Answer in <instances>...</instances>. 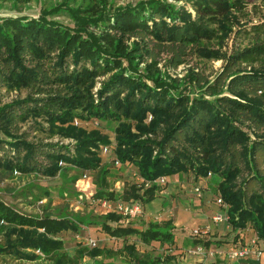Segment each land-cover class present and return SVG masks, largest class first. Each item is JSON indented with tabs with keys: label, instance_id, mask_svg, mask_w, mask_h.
<instances>
[{
	"label": "trees",
	"instance_id": "16d2710c",
	"mask_svg": "<svg viewBox=\"0 0 264 264\" xmlns=\"http://www.w3.org/2000/svg\"><path fill=\"white\" fill-rule=\"evenodd\" d=\"M81 2L51 4L38 18H0V169L11 177H55L62 164L98 171L95 197L144 205L166 188L155 183L162 177L217 176L234 233L225 243H244L247 230L264 241V18L254 24L250 11L264 0H141L124 7L92 0L86 9ZM62 14L73 26L55 20ZM230 36L236 41L224 52ZM218 61L219 70L208 67ZM14 91L27 96L5 102ZM32 119L35 133L75 143L29 141L22 125ZM95 121L117 124L115 160L134 164L151 186L107 191L101 153L112 142L84 128ZM105 216L116 225L106 221L102 232L122 241L117 252L126 260L118 264H176L171 253H140L153 243L175 249L170 220L140 230ZM79 230L71 219L28 216L0 199L2 258L77 264L115 255L80 247L69 256L60 237Z\"/></svg>",
	"mask_w": 264,
	"mask_h": 264
},
{
	"label": "rangeland",
	"instance_id": "374dc122",
	"mask_svg": "<svg viewBox=\"0 0 264 264\" xmlns=\"http://www.w3.org/2000/svg\"><path fill=\"white\" fill-rule=\"evenodd\" d=\"M62 0H0V18H9V17H22V16H28L30 18H38L40 12L43 9H46L51 4L60 3ZM84 5L82 9H86V6L92 3V0H81ZM141 0H111V3L114 5V7H124L128 4L136 5ZM78 5V4H76ZM256 7L254 10L253 7H251V13L253 14L252 20L253 23H258L261 19L264 18V5L261 3V6ZM55 20L63 22L65 25H71L73 26V22L71 19L66 16L65 14H62L55 18ZM232 35V34H231ZM236 41L233 36H230V38L226 41L224 45V52L229 51L234 43ZM223 65L222 61H218L215 63H209L208 67L212 68L213 70H219ZM144 67V66H142ZM162 67V65H161ZM179 76L183 78L187 75V69L184 67H181L178 72ZM210 72L208 71L207 74ZM3 93H5V90H3ZM26 92H11L10 94H6L5 96V102H10L13 99L17 97H21L22 99L25 98ZM35 121L28 120V122L24 123L22 125V132H29L30 137L29 141H33L35 143H43V144H60V145H69L74 144L75 141L73 139H65L61 140L59 137H54L52 139L46 138V135L43 134H37L34 132V125ZM117 127L116 123H107V122H90L84 124V128L88 130H97L100 131L102 134L109 135L110 140L112 142L111 144V150H114L115 148V128ZM243 130L245 133H247L250 138L254 137V134L251 132L250 128L245 125L243 126ZM109 152H102L101 158L103 160L102 167L105 169L107 174V180H108V188L107 191L109 193H121L124 187L130 184H138V176L139 172L137 167L132 163H125L120 165L116 164V157L113 151ZM63 167H65V170L62 174H58L55 177H47L44 175H31V176H21L18 173H15L13 177L10 176V174L7 171H4L0 169V199L4 201L6 204L17 210L18 212L28 215V216H34V217H43L46 214L51 215L54 218H68L75 222V224L78 225L80 228L78 233H72L67 232L63 233L60 237L65 242V251L67 254L71 257L76 256V252L80 247H85L87 249H93L86 245L87 241L90 239H94L97 242L98 249L103 250L104 252L107 251H113L115 255L111 258H108L106 260L105 256L98 257L96 259L85 257L83 260H80L77 264H100L101 262L106 263H121L122 261L126 260V256L121 253L117 252L118 247L117 243L118 241L116 239H111L107 235H105L102 232V223L108 222V224L116 225L112 222H110L107 217L98 210L96 206L92 204L94 199H97L95 197V194L97 191L100 190L99 183L102 179L101 173L98 171H78L74 167L67 166L66 164H62ZM180 178L176 181H182L183 175H178ZM84 177L88 178L90 188L87 191H83L81 188V184H78V181L80 179H83ZM141 177V176H140ZM168 178L170 177H162ZM202 180L199 181L195 180L192 182L194 189L200 188L201 190V197H198L195 195V198H200V202L202 205L205 206L206 199H212L214 203H216V199L221 196V190L220 186L222 184V179L217 176H209L207 178H200ZM203 181V182H202ZM202 182V184H200ZM139 185H144L143 183H139ZM150 185H152L150 183ZM201 185V186H200ZM146 187V186H145ZM173 188V183H167L166 188H162V191H165L167 188ZM206 187H212V192L210 190H207ZM168 190V189H167ZM180 188H176L175 192L169 196H167V199H170L172 201L177 200L176 203H178V199L180 198ZM178 191V192H177ZM209 192V194H207ZM162 197H157L155 202L156 204L161 203ZM206 198V199H205ZM171 201V202H172ZM192 208V206H191ZM213 208H216L215 205L212 206V208L206 212L205 217H212L214 216V210ZM220 211V209H219ZM218 211V212H219ZM156 216L161 215L163 218L165 217L163 213L157 212L155 214ZM213 215V216H212ZM156 216H153L154 218ZM152 219H148L150 221L145 220L144 218L136 219L135 221L127 224L123 222H119L118 224L124 225V226H143L144 228L147 227L148 223L156 222ZM211 222V220H210ZM184 228L189 227L193 230L195 228L193 225V222H187L182 225ZM222 227L224 225H221ZM202 228V227H199ZM192 230L184 231L183 229H180V232L175 233L174 230L172 234H176V237L178 238V241L181 239H190V234ZM232 230V228H230ZM251 231V230H250ZM246 231L245 234V242H247L249 239L253 238L254 233ZM188 233V234H187ZM234 234V233H233ZM232 233H230L228 236H221L223 240L217 242L219 247L225 246L227 243H225L226 240H231V237H233ZM249 234V235H247ZM219 235L215 236L214 234H211L210 239L214 237H218ZM175 237V236H174ZM255 237V236H254ZM0 241H2V236L0 235ZM223 241V242H222ZM129 242H132L130 240ZM189 242V240H187ZM242 244V243H241ZM156 247L154 248H142L140 250V253H149L153 256H161L166 255L168 251L164 250L159 244H155ZM188 246V245H187ZM187 254H191L189 251ZM264 263V259L262 260ZM0 264H49L47 261H41V262H20L15 261L10 258H2L0 257Z\"/></svg>",
	"mask_w": 264,
	"mask_h": 264
},
{
	"label": "crops",
	"instance_id": "0c3cea01",
	"mask_svg": "<svg viewBox=\"0 0 264 264\" xmlns=\"http://www.w3.org/2000/svg\"><path fill=\"white\" fill-rule=\"evenodd\" d=\"M178 177L179 176H173V177L168 178L167 183L171 184L174 182V187L172 189L168 187L167 188L168 190L166 189L165 191H162L159 194L160 197H162V199L160 198L161 199L160 204L154 203L156 200L155 199L154 202L145 206L146 216L144 217V219L147 221H150L148 219H152L153 216H156L155 214L157 212H161L165 216L162 219V221L170 220L173 223V225L175 226V229H174L175 233L180 232V229H183L184 231L192 230L189 227L184 228L182 226L184 223H187L190 221L193 222V225H196V226H194L195 228L204 227V226L208 225L210 223L211 217H205L206 212H208L212 208V206L215 205L216 208H213V210L215 209L213 215H215L219 211V207L216 205V203H214V201L212 199H206L205 198L206 204L204 206L201 204L200 198L199 199L195 198L196 194H195V189L192 185L193 184L192 182H194L195 180H198V179L200 181L202 179H200V178L197 179L190 173L187 175H183L182 181H176V180L180 179ZM202 182H200V184H202ZM178 187L180 188V190H179L180 198L178 199V203H176L177 200L172 201L170 199H167V196H169L170 193L172 195L175 192V189ZM206 188H207V190H210V192H212V189H213L212 187H206ZM207 194H209V192H207ZM191 206H192V208H191ZM135 228L140 229V230L144 229L143 226H135ZM195 228H193V229H195ZM230 228L231 227H227V226L213 227L212 234H214L215 236H217V235H219V236L212 238L210 241H207V242H210V245L205 246V247L211 251L215 250V249L223 248L222 246L219 247L218 246L219 244L217 242H219L221 240L224 241V239H222L221 236L229 235L232 231V230H230ZM175 233H174L175 249L173 251L169 250L168 253H171L175 257L176 264H201V260L197 256H195L193 254H190V255L187 254L188 251L191 252L193 249H195L198 246L199 242L196 241L195 239H193L191 236H190V239H181L180 241H178V238L176 237ZM252 234H253V232H252ZM247 235H249V234H247ZM111 239H114V238H111ZM131 240H132L131 243H135V241L133 239H131ZM187 240H189V242H187ZM117 241H118V243L116 245L118 247L119 243H122V241L121 240L120 241L117 240ZM203 243H205V242H202V244ZM155 244H159V243H153L149 247L154 248V247H156ZM149 247H147V248H149ZM167 248H168V246H167ZM204 264H244V262L230 263L229 261L217 256V257L209 258ZM248 264H253V263H248ZM261 264H264V263L262 262Z\"/></svg>",
	"mask_w": 264,
	"mask_h": 264
},
{
	"label": "built area",
	"instance_id": "2783aa9c",
	"mask_svg": "<svg viewBox=\"0 0 264 264\" xmlns=\"http://www.w3.org/2000/svg\"><path fill=\"white\" fill-rule=\"evenodd\" d=\"M75 124L78 125V123ZM111 148L112 147H102V151L109 152ZM116 164L120 165V162L116 161ZM138 181L139 183H143L146 187L151 186L150 183L145 182L140 176H138ZM155 183L158 185H167V180L166 178H160ZM78 184H81L83 191H87L90 188L87 177L80 179ZM195 194L201 197L202 193L200 188H195ZM92 204L98 208L101 214H115L120 217L121 222L127 224L146 216V205L140 200L128 202L122 199L111 200L108 198H97L93 200ZM216 205L219 207L220 211L212 217L211 222L202 228L198 227L191 231V237L198 241L199 244L190 253L197 256L201 260V264H204L209 258L217 256L230 263L244 262L261 264L264 259V241L259 240L256 235L242 244L229 243L223 246V248L212 251L202 245V242L211 240L210 237L213 227L221 225L230 227L228 215L229 206L224 202L221 196L216 199ZM162 219L163 217L161 215L154 218L156 222H161ZM86 245L90 248H95L97 247V242L94 239H90L87 241Z\"/></svg>",
	"mask_w": 264,
	"mask_h": 264
}]
</instances>
